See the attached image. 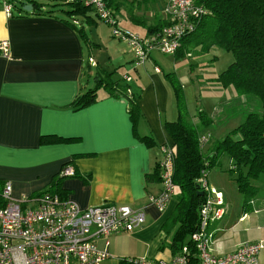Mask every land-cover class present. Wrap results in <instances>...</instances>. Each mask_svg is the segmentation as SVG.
Returning a JSON list of instances; mask_svg holds the SVG:
<instances>
[{
    "label": "crops",
    "instance_id": "crops-1",
    "mask_svg": "<svg viewBox=\"0 0 264 264\" xmlns=\"http://www.w3.org/2000/svg\"><path fill=\"white\" fill-rule=\"evenodd\" d=\"M4 1L0 0V41H8L9 55L0 53V179L12 182L15 198L31 196L44 190L66 164L62 170L70 167L75 174L62 178L63 198L82 208L112 203L145 213L140 227L111 236V257L101 264L137 257L170 261L176 253L171 246L176 226L168 232L163 227L175 209L179 189L175 188L177 197L174 192L163 210L151 204L149 196L161 190L162 146L173 144L166 122L178 116L169 76L183 87L180 79L152 53L143 65L134 66L133 51L126 42L107 58L94 59L90 50L100 46V40L93 30L103 22L93 9L74 18L63 11L21 15L14 10L7 16ZM39 1L44 8L68 2ZM165 1L149 0L138 9H122L115 13L116 20L146 36L150 28L167 21ZM171 56L173 60L165 59L178 60ZM126 73L131 76L129 90L137 96L139 113L134 121L127 99L98 85L101 78L123 81ZM209 84L216 92L229 91L214 97L219 115L237 94L231 87L222 88L214 81ZM95 88V101L74 107L78 96ZM208 116L211 123L216 120L213 114ZM191 120L199 122L197 115ZM216 168L207 175L208 184L222 192L225 211L209 223L210 248L215 254H226L244 242L264 240V174L255 181L258 190L251 202L244 203L235 181ZM259 261L264 264V250Z\"/></svg>",
    "mask_w": 264,
    "mask_h": 264
},
{
    "label": "trees",
    "instance_id": "trees-1",
    "mask_svg": "<svg viewBox=\"0 0 264 264\" xmlns=\"http://www.w3.org/2000/svg\"><path fill=\"white\" fill-rule=\"evenodd\" d=\"M67 1L52 3L50 8H44V3L39 0L4 2L10 3L12 11L17 10L21 15H53L57 11H63L74 18L77 13L83 14L85 10L93 9L85 0ZM147 1L149 0H106L114 16L122 9H138ZM201 1L207 9L206 13L194 24V29L181 38L174 53L175 59L193 51L206 53L214 47L231 52L232 62L209 80L222 88L231 87L237 95L255 97L261 107L259 111H249L223 137L213 138L210 134L206 136L205 129L211 123V118L204 110H200L197 114L199 122L194 123L187 112L181 84L169 76L176 97L178 116L175 120L166 122V129L173 141L174 183L179 189V196L175 209L163 228L168 232L176 226L171 245L176 249L175 252L182 245L192 247L191 235L198 228L199 209L204 200V195H199V178L202 174L208 175L212 168L219 167L222 159L227 157L229 168L226 172L235 181L244 203L251 202L258 190L255 181L260 174H264V0ZM26 4H31L30 10L24 9ZM136 20L142 21L139 18ZM65 21L76 24L71 19ZM166 24L167 21L163 25ZM160 27L150 28L149 34ZM98 85L107 87L115 96L125 97L130 117L135 120L139 113L137 96L128 92V82L124 79L113 81L111 78H101ZM95 94L96 88L86 90L75 99L74 107L92 103L96 100ZM61 171L53 175L44 191L56 193L63 198L60 184L64 175L60 174ZM41 192L43 190L33 196ZM117 264L132 263L121 259Z\"/></svg>",
    "mask_w": 264,
    "mask_h": 264
},
{
    "label": "built area",
    "instance_id": "built-area-1",
    "mask_svg": "<svg viewBox=\"0 0 264 264\" xmlns=\"http://www.w3.org/2000/svg\"><path fill=\"white\" fill-rule=\"evenodd\" d=\"M97 17L111 25L117 22L106 0H85ZM7 16L11 4L3 2ZM201 0H166L163 11L167 24L146 36L130 30L114 28L113 36L126 41L133 51L134 66L143 65L152 50L174 55L180 40L194 29V24L206 13ZM0 53L9 55V43L0 41ZM93 62L92 58L89 59ZM159 71V68H156ZM123 79L129 82L131 76ZM128 92L130 90L128 89ZM204 140V137L201 138ZM160 163L161 190L149 196V202L159 210L172 198L175 163L172 146H162ZM61 175H74L66 167ZM204 195L199 209L197 230L191 235L192 247L182 245L170 261L147 257L128 259L132 264H260L264 240L247 241L232 252L215 254L210 248L209 223L222 217L225 203L222 192L211 189L207 175L199 178ZM145 220L142 209L105 203L82 208L56 193L44 191L33 196L12 194V182L0 179V264H101L111 257L109 250L113 234L140 227Z\"/></svg>",
    "mask_w": 264,
    "mask_h": 264
},
{
    "label": "rangeland",
    "instance_id": "rangeland-1",
    "mask_svg": "<svg viewBox=\"0 0 264 264\" xmlns=\"http://www.w3.org/2000/svg\"><path fill=\"white\" fill-rule=\"evenodd\" d=\"M113 17L116 20V17ZM100 26L101 27L99 29L93 30L95 33H97L96 39L98 41L100 40V46L94 45V47L91 48L90 53L94 59L103 60L104 58L108 57L110 51L120 48V46H124L126 42L113 36L114 28H119L122 30L130 29L123 27L120 22H117L115 25L103 22ZM87 31H89V29ZM156 51L158 50H152L151 55L156 58V61L164 69H170V71H174L180 79V82L183 84L182 88L183 90L185 89L183 94L188 114L190 116L197 115L199 108L205 109L208 115L213 114V117L216 120L210 123L207 127L208 129H206V131L209 132L213 138L223 137L230 129L236 127V125H238L244 119L249 111L260 110V102L255 97L235 95L237 98H234L229 103L230 105L227 106L222 113L217 115L218 109L217 105L215 104L216 101L214 100V97L216 95L224 96L228 94L229 91L222 90L216 92L217 90L215 87L209 84V82H213L210 81L209 78L217 76L229 65V63L232 62L233 54L231 52L214 47L206 53L193 51L189 55H186L176 61H169L167 59L172 58L171 55H165L159 51L156 53ZM149 59L150 58H148V60ZM157 67L158 66H155V69ZM191 80L194 81V85L192 84ZM203 105L205 106L202 107ZM222 119L224 121H222ZM218 124L219 126H217ZM219 168V172L228 174V172H226L229 168V160L227 157L222 159ZM175 195L177 197V191L175 192Z\"/></svg>",
    "mask_w": 264,
    "mask_h": 264
},
{
    "label": "water",
    "instance_id": "water-1",
    "mask_svg": "<svg viewBox=\"0 0 264 264\" xmlns=\"http://www.w3.org/2000/svg\"><path fill=\"white\" fill-rule=\"evenodd\" d=\"M31 4H26L25 6H24V9L25 10H30L31 9ZM203 194V192L202 191H199V195H202Z\"/></svg>",
    "mask_w": 264,
    "mask_h": 264
}]
</instances>
